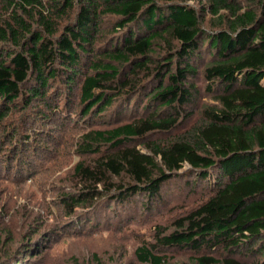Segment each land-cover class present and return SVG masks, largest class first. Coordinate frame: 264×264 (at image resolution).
Listing matches in <instances>:
<instances>
[{"label": "trees", "instance_id": "16d2710c", "mask_svg": "<svg viewBox=\"0 0 264 264\" xmlns=\"http://www.w3.org/2000/svg\"><path fill=\"white\" fill-rule=\"evenodd\" d=\"M189 1L0 0V121L107 113L111 128L80 137L91 160L60 199L70 214L111 193L113 217L135 201L155 210L186 175L178 189L208 194L138 258L172 264L159 252L177 248L198 264H264V0Z\"/></svg>", "mask_w": 264, "mask_h": 264}, {"label": "rangeland", "instance_id": "374dc122", "mask_svg": "<svg viewBox=\"0 0 264 264\" xmlns=\"http://www.w3.org/2000/svg\"><path fill=\"white\" fill-rule=\"evenodd\" d=\"M206 86L202 84L201 103L211 104L213 100L208 97ZM75 112L72 121H78ZM17 115L14 113L10 118L15 119ZM28 116L26 121L18 118L14 124L20 136L17 147L8 145L13 143L4 144L2 137L14 127H3L0 121V254L4 257L3 264H150L138 258L137 249L155 246L159 227L172 230L176 219L208 194L206 190L188 194L185 189H178L177 184L183 185L190 178L185 175L178 182L168 183L163 189L164 203L155 210L143 211L140 201H135L128 207L131 215L123 212L127 207L121 205L122 217H113V209L119 206L108 207L107 198L111 193L103 195L97 208L77 207L70 214L60 199L76 191L75 165L81 160H91V156L80 152V137L90 129L111 128L114 119L108 120L104 113L102 119L98 117L95 122L96 115L78 126L77 122L69 126L63 120L56 125H45L40 114L33 111ZM190 169L186 166L183 172L188 174ZM159 254L165 255L172 264H198L200 256L177 248Z\"/></svg>", "mask_w": 264, "mask_h": 264}]
</instances>
